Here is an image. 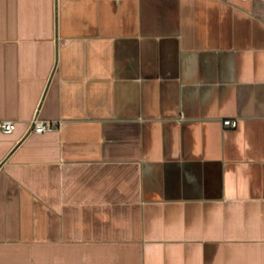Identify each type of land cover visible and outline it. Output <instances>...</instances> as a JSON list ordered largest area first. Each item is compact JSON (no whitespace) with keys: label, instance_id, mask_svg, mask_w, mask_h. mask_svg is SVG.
I'll return each instance as SVG.
<instances>
[{"label":"crops","instance_id":"1","mask_svg":"<svg viewBox=\"0 0 264 264\" xmlns=\"http://www.w3.org/2000/svg\"><path fill=\"white\" fill-rule=\"evenodd\" d=\"M0 121V264H264V0H0Z\"/></svg>","mask_w":264,"mask_h":264},{"label":"built area","instance_id":"2","mask_svg":"<svg viewBox=\"0 0 264 264\" xmlns=\"http://www.w3.org/2000/svg\"><path fill=\"white\" fill-rule=\"evenodd\" d=\"M35 123L34 132L43 133L51 129L52 125L48 121H39L35 119L33 121ZM224 125L226 127H236L237 122L231 119L224 120ZM0 129L5 133H11L15 129V123L12 121H0Z\"/></svg>","mask_w":264,"mask_h":264},{"label":"water","instance_id":"3","mask_svg":"<svg viewBox=\"0 0 264 264\" xmlns=\"http://www.w3.org/2000/svg\"><path fill=\"white\" fill-rule=\"evenodd\" d=\"M52 76H53V73H52V75H51V77H50V79H49V82H48L47 88H46V90H45L44 96H43V98H42V100H41L40 106H41V104H42V102H43V99H44V97H45V94L47 93V90H48L49 84H50V82H51ZM38 115H39V114L37 113L35 119L38 118ZM34 128H35V123L33 122L32 125H31V127H30V129H29V131H28V133H27V134L25 135V137H24V138H23V139H22V140L16 145L15 148H17V147L23 142V140L26 138V136H27L28 134H30V133L34 130ZM2 165H3V163L0 164V167H1Z\"/></svg>","mask_w":264,"mask_h":264}]
</instances>
